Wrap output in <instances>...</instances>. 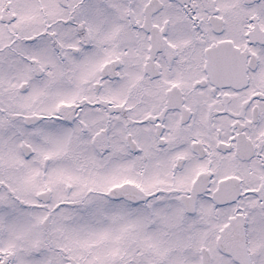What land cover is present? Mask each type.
Returning a JSON list of instances; mask_svg holds the SVG:
<instances>
[{"label":"flooded vegetation","instance_id":"flooded-vegetation-1","mask_svg":"<svg viewBox=\"0 0 264 264\" xmlns=\"http://www.w3.org/2000/svg\"><path fill=\"white\" fill-rule=\"evenodd\" d=\"M186 1L183 16L175 18L163 15V0H144L141 12L134 10L137 25L148 27L138 65H112L117 59L112 51L110 58L93 61L87 51L95 44L93 36L83 28L74 49L79 64L66 63L61 48L55 49L57 66L75 69L74 97L58 102L59 117L42 115L33 123L56 117L64 126L75 124L74 178L81 181L72 186L58 180L59 192L67 196L63 201L50 200L55 199L50 186L29 199L36 196L54 209L83 204L98 192L83 177L94 180L110 157H122L136 176L104 190L108 204L115 201L124 216L112 208L99 209V215L121 225L119 237L129 238L131 253L142 256L144 264H163L166 254L172 264H264L263 12L246 9V0ZM121 46L115 49L129 55L131 49ZM41 59L22 60L30 72L52 71ZM120 67L133 80L114 90ZM68 148L64 143L58 172L68 167ZM24 149L26 155L32 151ZM98 157H109L99 170ZM49 169H56L53 162ZM141 179L151 185L141 187ZM18 194L16 199L26 203ZM53 237L59 244L48 241L44 264H86L68 254L62 234ZM3 252L0 242V264ZM14 259L8 252L6 264Z\"/></svg>","mask_w":264,"mask_h":264},{"label":"rangeland","instance_id":"rangeland-1","mask_svg":"<svg viewBox=\"0 0 264 264\" xmlns=\"http://www.w3.org/2000/svg\"><path fill=\"white\" fill-rule=\"evenodd\" d=\"M163 1L166 5L163 15L173 18L183 16L181 11L186 10V0ZM143 3L144 0H0V242L4 264L8 261V252L15 257L13 264H44L47 261L45 253L47 255L50 249L46 244L51 241L53 247L57 246L59 237L53 236L60 234L68 254L81 258L86 264L146 262L138 253H131L133 245L129 238L119 237L121 225L110 219L101 221L99 215V209L108 211L112 208L120 210L124 216V210L115 208V201H112V205L108 204L107 190H104L111 184L112 188L115 184L118 187L121 180L136 176L128 164L120 159L122 157H110V160L109 157H98V170L108 160L109 164L98 172L94 180L83 177L88 180L87 185L92 183L98 190L83 200V204L61 205L59 209H54L52 205L40 203L36 196L29 199L30 195L38 192L45 194V189L50 186L52 196H55L54 200L53 197L50 200L63 201L67 196L63 190L59 192L58 180L65 178L72 186L76 181H81V177L74 178L78 176V152L76 144L74 149L73 140L75 133L78 137V130L76 132L75 124L67 127L56 117L50 118L59 117L61 108L58 102L62 98L69 101L76 90L75 69L69 66L63 71L57 66V53L61 50L65 54L66 63L79 64L80 59L74 49L78 32L83 28L82 33L93 36L92 43L95 44L91 50H87L93 61L100 63L115 53L117 59H112V65H138L140 44L145 41L144 32L148 27L137 25L139 18L138 14L134 15V10L141 12ZM246 4H249L246 9L263 12L261 26H264V3L246 0ZM176 19L186 25L182 18ZM118 45L131 49L129 55L115 49ZM57 47L61 48L58 52L55 50ZM30 57H40L43 63L50 62L52 71L30 72V66L22 60ZM65 57L62 59L65 60ZM119 69L122 78L112 81L114 90L126 86L129 79L133 80L131 75L128 79L129 71L123 67ZM21 85L23 89H20ZM13 114L37 119H30L27 125L23 117L11 119ZM50 114L49 119L33 123L39 120V116ZM64 143L71 148H68L65 158L68 167L58 172L62 168L60 155ZM26 146L32 149L29 155H26ZM87 160L89 158L84 157V163ZM52 162L56 169L50 170ZM44 165H47V170L43 168ZM140 182L141 187L151 185L143 179ZM72 191L69 198L75 195ZM18 193L23 194L26 199L21 197L26 203L16 199ZM28 201H35V206L28 207ZM141 216L140 213L138 217ZM57 261L53 260L50 264H59ZM163 264H172V258L166 254Z\"/></svg>","mask_w":264,"mask_h":264},{"label":"water","instance_id":"water-1","mask_svg":"<svg viewBox=\"0 0 264 264\" xmlns=\"http://www.w3.org/2000/svg\"><path fill=\"white\" fill-rule=\"evenodd\" d=\"M18 116H19L18 114H15V115H12L11 118H17ZM30 119H34L35 120L37 118H35L34 116H31V117L30 116H23V120H24L25 124H29V122H30L29 120Z\"/></svg>","mask_w":264,"mask_h":264},{"label":"bare ground","instance_id":"bare-ground-1","mask_svg":"<svg viewBox=\"0 0 264 264\" xmlns=\"http://www.w3.org/2000/svg\"><path fill=\"white\" fill-rule=\"evenodd\" d=\"M14 115V114H13ZM12 116V115H11ZM20 116V115H19ZM12 119V118H11ZM13 119H15V118H13ZM28 125V124H27Z\"/></svg>","mask_w":264,"mask_h":264}]
</instances>
